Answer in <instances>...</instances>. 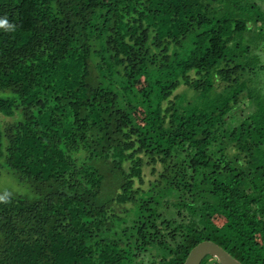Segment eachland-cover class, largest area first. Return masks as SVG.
<instances>
[{
    "label": "trees",
    "instance_id": "1",
    "mask_svg": "<svg viewBox=\"0 0 264 264\" xmlns=\"http://www.w3.org/2000/svg\"><path fill=\"white\" fill-rule=\"evenodd\" d=\"M2 20L0 167L35 197L0 200V264H184L203 240L264 264V0H0Z\"/></svg>",
    "mask_w": 264,
    "mask_h": 264
},
{
    "label": "water",
    "instance_id": "2",
    "mask_svg": "<svg viewBox=\"0 0 264 264\" xmlns=\"http://www.w3.org/2000/svg\"><path fill=\"white\" fill-rule=\"evenodd\" d=\"M206 256L217 259L221 264H243L220 244L212 240H203L194 246L184 264H201Z\"/></svg>",
    "mask_w": 264,
    "mask_h": 264
},
{
    "label": "rangeland",
    "instance_id": "3",
    "mask_svg": "<svg viewBox=\"0 0 264 264\" xmlns=\"http://www.w3.org/2000/svg\"><path fill=\"white\" fill-rule=\"evenodd\" d=\"M5 94L4 92H0V95ZM1 175H0V197H4L6 195H22L28 198H34L35 194L29 184L26 182H21L17 175L10 170L7 166H1ZM148 201H153L155 204L156 201H159L156 194L148 195ZM154 198V199H152ZM149 205V207L151 206ZM158 207H155L153 211H155Z\"/></svg>",
    "mask_w": 264,
    "mask_h": 264
},
{
    "label": "clouds",
    "instance_id": "4",
    "mask_svg": "<svg viewBox=\"0 0 264 264\" xmlns=\"http://www.w3.org/2000/svg\"><path fill=\"white\" fill-rule=\"evenodd\" d=\"M6 24H7L6 20L0 21V27H4ZM3 199H4L3 197H0V200H3Z\"/></svg>",
    "mask_w": 264,
    "mask_h": 264
}]
</instances>
